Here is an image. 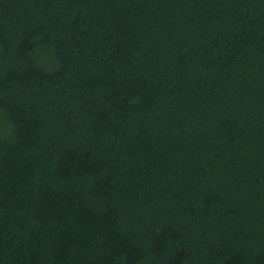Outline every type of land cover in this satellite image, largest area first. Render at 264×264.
I'll use <instances>...</instances> for the list:
<instances>
[{
    "label": "trees",
    "instance_id": "obj_1",
    "mask_svg": "<svg viewBox=\"0 0 264 264\" xmlns=\"http://www.w3.org/2000/svg\"><path fill=\"white\" fill-rule=\"evenodd\" d=\"M0 264H264V0H0Z\"/></svg>",
    "mask_w": 264,
    "mask_h": 264
}]
</instances>
